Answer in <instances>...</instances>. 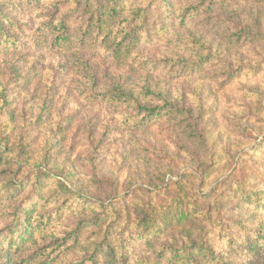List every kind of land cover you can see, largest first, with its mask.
<instances>
[{"label":"trees","instance_id":"obj_1","mask_svg":"<svg viewBox=\"0 0 264 264\" xmlns=\"http://www.w3.org/2000/svg\"><path fill=\"white\" fill-rule=\"evenodd\" d=\"M36 1L43 6L41 0ZM67 2L73 4L69 6L68 16L62 14L61 7L54 5L45 13L48 19L38 28L30 29L28 35L35 41L31 44L23 41L28 30L23 27V31H16V21L7 8L3 9L5 5L0 0V55L5 57L10 68L6 79L0 74V86L20 78L23 74L21 64L27 74L19 80L17 94L26 96H37L38 89H31L44 81L47 71L54 76L60 70L65 75L75 72L83 77L80 84L85 87L79 91V96L92 97L95 101L105 98L117 108L133 106L126 126L130 127L132 118L140 129L152 126L150 123L155 119L168 124L179 134L178 153L185 166L177 172L172 165L161 169L160 164H154L151 155L141 152L146 172L130 179L134 183L127 186L129 192L124 198L115 201L120 184L110 176L104 181L113 189L108 201L100 203L101 212L89 215L87 205V213L81 215L75 228L61 233L65 234L64 238H58L61 235L50 231L49 226L56 222L53 215L45 218L43 214L37 224L34 213L41 211L42 206L23 203L18 208L19 215L16 214L5 229V233L10 229L12 234L0 240V264H54L49 260L44 262L50 258L51 243L24 255L26 248L20 246L17 238H22L25 244L37 236L46 242L74 240L92 264H103L104 258L107 264H117L119 258L120 262L126 261L127 254L125 243L114 240V232L123 225L120 236L124 239L133 223L147 247L139 257L133 254L135 264H264V182L259 186L251 184L250 180L255 176L252 171L239 179L237 167L227 174L235 164L241 165L250 153L257 155L256 151L264 145V138L249 149L246 137L239 135L229 141L228 147L222 146L218 136L209 134L207 125H200V115H194L196 109L189 103V94H178L172 85L165 83L181 76L182 71L203 72L216 64L211 63L214 59L219 62V68L225 69L230 80H237L242 72L249 77L264 74V0H187L186 4L190 5L186 8L173 0H161L159 4L156 0V6L153 0L149 5L138 0L130 7L125 0ZM153 14L159 17L155 24L149 22ZM215 41H218L217 49L221 47L222 51L215 50ZM38 49V58L41 54L40 59L46 61L51 56L54 63L45 71L31 72L30 59ZM100 52L106 54L105 59L125 70L127 78L118 75L101 79L97 68L91 65ZM18 54L23 55L22 63L15 62ZM56 64L59 65L57 69L53 67ZM164 64H169L168 68ZM160 65L165 66L158 74L162 78L155 81L153 72L161 68L156 67ZM128 77L132 81H146L141 86H129L126 85L130 82ZM261 84L264 86V81ZM101 89L105 91L101 92ZM263 94L257 88L244 91L248 101L261 105L256 115L262 116L264 121ZM54 95L46 94L38 107L41 104L42 108L53 106V100H47V97ZM0 99L7 105L8 93L3 91ZM256 107L253 105L251 109ZM6 111L12 120H18L11 108H3L1 114ZM55 139L50 136L48 144ZM63 146L60 143L59 149ZM13 150L10 136L0 135V152L11 154ZM17 153L23 156L27 153L26 147L20 146ZM2 158L0 154V162ZM18 168L23 169L22 162ZM261 168L264 169V164ZM61 172L65 176L55 179L57 172L40 170L53 187L58 182L61 192L70 194L61 210L70 203L73 195L87 201V192L91 193L87 190L89 185L84 187L83 183L77 184L79 180L68 179L69 171ZM10 181L11 185L6 189L12 188L13 192L26 186L24 182H15L13 177ZM104 181L94 182L96 188L103 187ZM45 183L47 179L41 177L32 187L39 191ZM6 194L4 191L0 194V202L5 201ZM133 204L136 209L131 212ZM22 213L24 216H20ZM20 225L23 230L18 236L16 231ZM85 230H91L92 236L84 241L81 237ZM5 240L7 248L3 253L1 247L5 248ZM120 245L123 246L121 253L116 252V246Z\"/></svg>","mask_w":264,"mask_h":264},{"label":"rangeland","instance_id":"obj_2","mask_svg":"<svg viewBox=\"0 0 264 264\" xmlns=\"http://www.w3.org/2000/svg\"><path fill=\"white\" fill-rule=\"evenodd\" d=\"M43 6L38 4L36 0H1L4 4V10H9V14L16 21V31H23V27L26 29L27 35L30 33V29L38 28L43 21L48 19L45 15L46 11L52 9L54 5L62 8V14L68 16L69 6L73 5L67 2V0H41ZM126 4L130 7L138 0H125ZM178 5L188 7L190 4H186L187 0H173ZM189 1V0H188ZM158 4L162 3L161 0H157ZM150 0H144V5H149ZM156 0H153V5H158ZM159 17L153 14L149 22L155 24ZM25 33V32H24ZM38 33V32H37ZM156 36V35H154ZM208 39H211L209 37ZM27 40L31 44H35L31 35L23 38V41ZM218 44L215 41L214 46ZM218 46V45H217ZM215 50H221L217 49ZM165 48H163L164 50ZM23 53L27 50H22ZM39 49L35 50L33 56L30 59L29 65L32 68L31 72H37L39 70L45 71L50 68L54 60L51 56L46 58V61H42L41 54L39 56ZM106 54L103 52L97 53L96 58L93 59L91 65L99 71L101 79L106 77H114L118 75H124L125 70L118 68L112 64L109 59H105ZM22 63L23 55L18 54L15 62ZM158 58L157 62L158 63ZM211 63H216L209 66L206 70L200 73H185L182 71V75L178 77L166 80L165 83L172 85L173 90L178 94H189L190 104L194 105L196 112L195 116L200 115L201 126H208L207 131L209 134L218 136V140L222 146L228 147L230 140H235L236 136L246 137V140L250 143L247 148H253L258 145L264 138V121L262 116H258L257 109L260 111L261 105L256 101H248L244 95L246 88H257L264 93V86L261 84L264 81V74L257 77H249L245 75V72L241 73V76L237 80H230L225 72V69L219 68V62L211 60ZM155 64V63H154ZM20 78H14L4 86H0V96L3 95V91L8 93V103L3 105L2 99H0V135H9L11 139V145L15 148L11 154L2 155L3 161L0 162V194L3 191L6 194L4 202H0V240H3L6 235L12 234L10 229L5 233V229L9 223L14 219L15 215L21 212L19 207L25 203L30 206L32 203L41 205V211L34 213L35 221L37 224L40 222L42 215L45 218L49 216L55 217L54 223L49 226L50 231L61 235L62 232L66 233L72 231L78 222H80L81 215L86 214L85 207H89V215L101 212V202H107L111 196V187L107 186V182L104 181L110 176L119 181L120 186L118 197L115 201L122 200L125 193L129 192V187L134 179L135 175L141 172H146L145 163L142 161L141 152L148 153L154 159V164H160L158 166L161 169L174 166L175 172L181 171L185 166L182 161L183 158L178 153L179 134L176 133L168 124H162L159 121H151L148 128L140 129L137 127L134 118L130 119L129 126L125 125L127 116H132L133 106L127 105L126 107H116L115 104H109V101L105 98L94 100V98H86L79 96L78 93L85 87L80 84L82 81L81 76H78L75 72L72 74H64L63 70H60L57 76L53 74L44 75V81L35 85L31 90H37V96H26L25 94H17L18 86L22 77L27 73L21 64ZM167 68L169 66L164 64ZM164 65L156 66L157 70L153 73L156 78L155 81H161L160 71ZM55 69L59 68L56 64L53 66ZM8 64L5 57L0 55V74L7 78L9 72ZM237 73H240L237 71ZM128 79H130L128 77ZM125 80V79H124ZM146 81V80H143ZM143 81H132L126 85H143ZM105 91L101 89V92ZM47 95H54V97H47V100H53V106L50 108L38 107ZM52 98V99H51ZM193 99V100H192ZM264 103V94L262 96ZM253 105L257 107L251 109ZM11 108L15 112V116L18 120H12L11 116L6 111L3 115L1 110ZM2 115V116H1ZM141 117L140 115H138ZM260 119V120H259ZM256 120L258 122H256ZM63 129V132L61 131ZM221 133L223 137L221 138ZM67 134V139H64ZM50 136H54L55 139L52 144H48ZM58 140V142H57ZM63 140V141H62ZM60 143L64 146L59 149ZM20 146L26 147L27 153L23 156H19L17 151ZM261 149V150H260ZM257 155L255 152L250 153L246 159L237 166L235 164L227 174H230L236 170V175L240 179L241 177L248 175L249 171L255 175L250 180V183H256L259 186L264 179V169L261 165L264 164V145L260 148ZM3 151V150H2ZM33 152L34 154L30 153ZM171 156V158H168ZM11 157V158H7ZM23 163V169L18 168L19 163ZM255 166L260 174L253 170ZM164 166V167H163ZM69 171L67 175L68 179L79 180L77 184L89 185L87 190L89 198L87 201L73 195L70 198V203L61 210L64 205V201L70 194L61 192L60 188L55 183V187L51 185L47 176H42L40 170L57 172L55 179L64 177L63 171ZM172 169V168H171ZM54 174V173H53ZM11 177L15 182L26 183L24 188L13 192L12 188H7L11 185ZM46 178L47 183L42 185L41 190H36L32 187L33 184L39 178ZM223 178V177H222ZM104 181L103 187L96 188L94 182ZM115 188V187H114ZM13 189H17L13 186ZM13 193V194H12ZM158 197L155 198L157 200ZM97 200V201H95ZM71 206V208H69ZM136 205H131L130 210L134 212ZM254 213V209H251ZM249 210V213L251 212ZM22 213L20 216H24ZM123 229V225L116 229L114 232V240L118 243H125V249L127 254L126 261H117V264H135L133 260V254H137L139 257L142 253L146 252V241L141 240L139 236L138 227L135 223L132 224L131 230L126 232V237L121 238L120 233ZM21 225L17 227L16 234H21ZM2 234V235H1ZM65 234L58 238H64ZM92 236L91 230H85L82 240H87ZM20 246L26 248L23 253L27 255L32 252L36 247L41 245L52 244L49 247V259H45V263L54 262V264H92L80 244L74 243V240L65 242L63 239L46 242L41 236H37L35 239L23 243L22 238H17ZM5 248H2V252H6L7 240H5ZM52 249H54L52 251ZM123 246H116V252L121 253ZM46 256V255H45ZM59 256V259L57 257ZM56 257V258H55ZM245 257V256H244ZM27 264V263H26ZM103 264L106 263L104 258ZM167 264V263H163Z\"/></svg>","mask_w":264,"mask_h":264}]
</instances>
